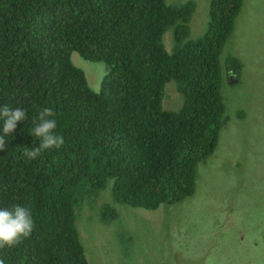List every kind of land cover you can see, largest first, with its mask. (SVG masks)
<instances>
[{"label": "trees", "instance_id": "obj_1", "mask_svg": "<svg viewBox=\"0 0 264 264\" xmlns=\"http://www.w3.org/2000/svg\"><path fill=\"white\" fill-rule=\"evenodd\" d=\"M242 2L210 0L206 31L191 41L190 1L0 0V105L27 112L0 151V209L19 204L34 220L29 238L0 250L6 264H89L75 224L86 191L112 183L113 202L146 211L194 194L224 124L219 57ZM74 52L106 65L99 92ZM225 61L238 77V61ZM170 81L177 111L162 108ZM44 107L65 144L29 161L23 149L39 144L30 130Z\"/></svg>", "mask_w": 264, "mask_h": 264}, {"label": "rangeland", "instance_id": "obj_2", "mask_svg": "<svg viewBox=\"0 0 264 264\" xmlns=\"http://www.w3.org/2000/svg\"><path fill=\"white\" fill-rule=\"evenodd\" d=\"M187 1L195 6L187 39L198 40L207 28L210 0L164 3L178 7ZM163 38L173 49L171 31ZM228 57L238 61V77L225 70ZM71 61L99 92L106 65L75 52ZM219 66L224 124L212 154L196 167L194 194L146 211L113 202L112 183L86 191L75 224L89 264H264V0H243ZM181 104L170 81L162 108L177 111Z\"/></svg>", "mask_w": 264, "mask_h": 264}, {"label": "clouds", "instance_id": "obj_3", "mask_svg": "<svg viewBox=\"0 0 264 264\" xmlns=\"http://www.w3.org/2000/svg\"><path fill=\"white\" fill-rule=\"evenodd\" d=\"M55 116L56 113L52 108L44 107L33 118L30 134L39 141V144L23 149V155L27 160L34 161L46 151L58 150L65 144L64 136L56 133L57 120ZM25 120H27V112L24 109L10 108L7 104L0 105V121H2L0 151L6 149L5 137L15 132L18 122ZM33 229L34 220L28 208L17 204L11 208L0 209V250L19 245L24 239L31 236ZM0 264H6L2 257H0Z\"/></svg>", "mask_w": 264, "mask_h": 264}]
</instances>
